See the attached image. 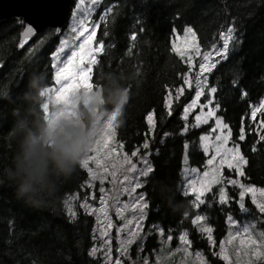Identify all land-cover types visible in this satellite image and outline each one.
Returning a JSON list of instances; mask_svg holds the SVG:
<instances>
[{"label":"trees","instance_id":"trees-1","mask_svg":"<svg viewBox=\"0 0 264 264\" xmlns=\"http://www.w3.org/2000/svg\"><path fill=\"white\" fill-rule=\"evenodd\" d=\"M76 5L77 0H73L72 8ZM86 12L96 31L94 47L103 44V52L96 54L97 63L92 66L93 89L100 87L107 74L125 73L130 68L138 72V83L130 86L128 103L118 113L116 137L127 155L137 149L138 156L147 155L154 170L138 189L147 201L145 239L142 247H132L123 264H133L134 260L135 264H163L157 257L163 244L161 237L171 236L169 244L178 247L183 232L189 237L190 248L203 253L209 264H227L213 253H219L220 242L227 235L228 217L256 222L264 231V213L247 194L243 201L246 211L242 210L237 186H213L199 207L183 192L185 168L204 170L208 165L209 156L202 149L200 137L213 134L216 125L211 118L207 124L191 125L187 132L182 131L188 122L183 107L191 101L189 91L193 98L194 90H186L179 101L173 99L172 114H168L165 99L169 91L176 94L177 88L185 87L180 77L188 73L185 62L172 52L173 36L191 27L203 53L211 50L212 44L222 47L219 34L228 26L236 29L226 57L208 74V83L217 88L210 96L214 106L219 105L217 115L231 129L230 143L238 144L247 160L244 177L227 168L223 173L226 178L264 189V141L260 140L264 136V111L257 112L255 119L251 117L252 109L264 101V0H99L97 7ZM102 15L104 20L100 19ZM71 29L70 24L47 27L20 49L21 19L0 22V264H107L103 256L89 254L95 243V215L81 205L92 192L95 196L91 202L98 204L101 185L97 182L93 189L87 185L90 176L86 169L79 164L61 183L56 200L40 208L17 199L4 174L16 141L14 114L22 107L21 96L29 77L41 72L48 88L56 85L52 53L58 51ZM83 107L81 101L79 108ZM100 109L114 108L106 104ZM40 111L44 116L43 108ZM153 111L156 127L149 132L146 116ZM241 128L244 141L239 140ZM145 141L149 143L147 150L143 149ZM221 186L227 191V204L220 203ZM73 196L79 197L75 216L66 206ZM173 200L187 204L188 209L173 211ZM197 215L205 217L212 227L214 245L209 244L199 224L192 223Z\"/></svg>","mask_w":264,"mask_h":264},{"label":"snow or ice","instance_id":"snow-or-ice-1","mask_svg":"<svg viewBox=\"0 0 264 264\" xmlns=\"http://www.w3.org/2000/svg\"><path fill=\"white\" fill-rule=\"evenodd\" d=\"M97 0H93V4H95ZM83 3V0H81V4ZM80 7V4L77 5V8ZM107 11H111V9H108ZM73 15L75 16L76 13L74 12ZM101 20L105 19V16L100 17ZM33 29L31 27H28L26 29L25 35L28 33H31ZM73 33L77 35V43L78 47L76 50L71 51L70 55H67L66 61L63 62V65L58 68V70L55 72V83L58 85L57 88H49L48 91L51 93L52 102L58 106L57 109L51 113H49V105L45 104L43 105V111L45 113L44 118L48 120L49 126L51 129H55V126L57 122L61 119H75L78 116V106L75 101V98L78 96L83 97L84 104H90V101L95 100V97L93 95V85L91 83V74L93 71L92 66L97 63L96 54L103 52V44L101 43L99 46L93 47L94 44V38L96 35L95 27H91V29L87 26V23L85 20H79L78 26L76 28L72 29ZM185 36L191 37L190 41L188 39L185 40V47L181 48L176 46L175 44L172 45V52L179 56L181 60L185 62V64L188 66V72H193V68L195 65L193 64V57L191 55H187V52L191 50L195 53L196 56L201 57V62L199 63V72L194 73L195 77V84L193 87V82L188 78L187 73H184L181 75L180 79L182 80L183 84L187 86V89L185 87H179L177 88L176 95L174 99L176 101H179L184 95L186 90H194L195 91V97H191V91H189V98L191 102L183 107V111L185 113L184 119L187 120V114L189 113L190 109H195L198 107H201L199 102L201 100V97L204 98V100L207 101V105H204L203 107H207V112L204 115L197 114L195 115V127H199L201 124H207L208 120L210 118L215 119V125L216 127L212 129L213 134H215V146H214V155L211 159L207 161V164L209 166H212L209 171L203 172V180L200 183V187H194L193 182L191 180L188 181L189 190L192 193H195V205L199 207L200 205L204 204V200L202 197L205 195V193L211 192L213 190V186L217 185H232L237 186L239 191V207L242 210H245L244 206V198L246 194H251L252 202L253 204H256L257 208L261 213H264V203H258L256 199V192L257 189L254 186L246 185L241 182L240 179H232V178H226L224 176L223 170L227 168L228 170L234 172L237 177H244L245 171H244V165L247 164V160L244 157V155L240 151V147L238 144L234 145L233 147H227L228 142L231 139V129L228 124L224 123L223 120L217 115V111L219 110V105H215V109L212 107H208L209 105L214 104V100L210 99L209 97L212 96L217 92V88L211 86L208 83V74H211L213 70L217 67V64L220 63L221 60H223L229 49L230 41H233L235 39L234 33L236 29L232 26H228L226 29V32H221L219 34V39L222 41V47H217L216 44H212L211 52L201 53L200 51V45L197 40V33L191 28L186 27L183 29ZM132 39H135V34H133ZM64 52V49H58L57 52L52 53L53 58V64L52 67L56 68L57 64L56 61L60 60V53ZM246 95V94H244ZM172 92L169 91L168 97L165 99V106L169 109V115H171V100H172ZM203 108H201V111ZM93 111L96 112V108H93ZM264 111V101H261L258 108H253L251 111V117L255 119L257 116V112ZM97 113V112H96ZM119 111L112 112L111 116L107 118V122L103 123V126H101V132L100 135L96 138L95 142L91 146V148L88 151V154L81 160L80 165L82 168L87 169L89 176L93 179H99L101 183L104 182L105 177L104 176H98V174L89 167L90 161H95L98 165L100 163L98 156L101 151V149H109V154L114 153L116 150L114 148H110V142L115 137V130H114V124L113 122L116 120V117L118 115ZM98 117V121L101 125V121ZM146 122L148 125L149 132H152L156 127V120H155V113L149 112L146 116ZM183 132H187L188 128L185 126V128L182 130ZM219 133V134H216ZM167 135V133H165ZM200 140L202 142L203 150L205 153L209 150V136L208 135H202L200 137ZM239 140L244 141L245 135L244 130L241 128L240 134H239ZM260 140L264 141V136L260 137ZM119 147L123 148V145L121 144ZM187 147V145H186ZM149 148V143L145 141L143 144V149L147 150ZM255 150V149H253ZM139 149L133 151L131 153L132 157H137L139 153ZM90 153H96V155H91ZM219 159V163L214 165V162ZM141 162L144 165L143 169H139L140 176L147 177L150 173H152L154 170L152 166L150 165L147 155L142 156L140 158ZM125 163L129 165L127 168L128 172H136L137 165L135 163H132L131 160L125 156ZM105 172L107 169L104 170ZM113 178H115V172L112 173ZM125 180H129V177L127 175L124 176ZM131 182V181H129ZM141 187L139 183H136L135 186L131 189V192H135L137 188ZM104 189L101 188V192H103ZM127 191V189L125 190ZM261 195L264 196V189L259 190ZM219 198L221 204H227L229 201V197L227 194V191L225 187L221 186L219 188ZM144 200V197L141 195L139 199L137 200V204H140V210H141V217L140 219H143V209L147 207L146 204H141L140 202ZM101 203L104 204L105 201L103 198H101ZM84 208H88L89 206L85 203L81 205ZM135 207V205H133ZM69 213L72 216H75L76 213L72 210L71 206L68 208ZM102 214L107 216V211L104 207H101L99 210ZM121 209H117V212L119 213ZM205 220V217L197 215L195 219L192 220V223L194 225H197L198 222ZM228 220L230 223L235 224L236 221L232 219L231 216L228 217ZM131 223V221H129ZM107 227L111 228L112 225L109 222ZM252 229H254L253 225L246 226L244 228L245 238L241 239L240 241V248L236 249L237 252V260H239V255L241 250H243L244 255L251 257H254L255 260H264V233H260L259 237L260 239L254 238L251 234ZM200 231L202 233L207 234V240L210 245H214L216 242L213 239L212 232L213 229L211 226L201 227ZM107 233L104 231H101V236L106 235ZM240 233H236V236H229V239L226 243L231 244L234 239H236L237 236H239ZM131 238L127 241L121 242V248L126 252L127 246L134 243L136 238L139 236L138 232H131L130 233ZM171 239V237H169ZM180 239L182 241H185L186 243H190L186 240V234L181 235ZM107 243V241H105ZM251 249V252H249L248 249ZM98 251L97 248H93L90 255H95V253ZM111 249H108V252L105 253L106 257L110 258ZM197 257L200 260V264H207V261L204 259L201 253L196 254ZM213 255H217L220 259L229 262L231 264L230 257L225 249V242H220V251L219 253H213ZM116 264H120V261L117 260ZM248 264H253L252 260L248 261Z\"/></svg>","mask_w":264,"mask_h":264},{"label":"rangeland","instance_id":"rangeland-1","mask_svg":"<svg viewBox=\"0 0 264 264\" xmlns=\"http://www.w3.org/2000/svg\"><path fill=\"white\" fill-rule=\"evenodd\" d=\"M99 0L95 4H93V0H83V3L81 4V0H77V5L80 4L79 10L83 11V15L80 12H75L76 15H73L70 19V27L76 28L78 26L79 20H85L87 23V26L91 29V25L89 24L90 17L88 13L86 12L87 9H93L97 7ZM72 29L70 31H67L65 33V36L63 37L62 45L59 49L63 48L64 52L60 53V60L56 61L57 67L56 71L59 67L63 65V62L66 61L67 55L71 54V51L76 50L78 47L77 43V35L73 33ZM188 39L190 41L191 37L185 36V33H176L175 36V45L181 48L185 47V40ZM94 47V44H93ZM187 55H191L193 57V64L195 67L193 68V72H188V78L192 80L193 86L195 84V77L194 73L199 72V63L201 62V59L199 60L198 64H196L198 56L195 55L194 52L189 50L187 52ZM201 58V57H200ZM58 85H55L52 88H57ZM50 88V87H49ZM95 88V87H94ZM185 88L187 86L185 85ZM96 89V90H95ZM93 89V95L99 91V88ZM174 95L172 93V97L174 98ZM195 97V92H194ZM172 98V99H173ZM202 98V97H201ZM210 99H212L210 97ZM172 101V100H171ZM83 102V100H82ZM84 103V102H83ZM91 105L95 106V101H90ZM201 107L190 109L189 113L187 114V120L192 114L195 112L196 109H198L197 114L204 115L207 112V107H203L204 105H207V101H201L199 102ZM188 105V104H187ZM57 105L54 103V101L49 105V113L55 111L57 109ZM208 107H213V105H209ZM79 108V105H78ZM97 115L99 116L101 123V126H103V123L107 122V118L111 116L112 112L118 111V110H110V111H99L98 106H95ZM201 108L203 110L201 111ZM215 109V108H214ZM185 116V113L183 114ZM211 119V118H210ZM208 120V122L210 121ZM224 123L223 118H221ZM114 124V130H115V137L110 142V148H114L116 151L114 153L109 154V149H101L98 159L100 161L99 165L95 161L89 162V167L92 168L98 176H104V182L101 183L99 179L93 180L91 177L89 181L87 182V185L90 188H95L96 183L99 182L101 185V188L104 189L103 192H101V195L98 196V204H93L91 202V199L94 198L95 194L92 192L90 194V199L83 201V204H87L89 207L86 208L89 213H92L95 215L96 223H95V229H94V236H95V243L93 248H97L98 251L95 253V256H103L105 258V261L107 264H116V261L119 260L120 264H123V259L127 255H131V249L134 245H138L139 247H142V244L145 239V235H143V228H144V222L147 214V210L145 207L143 209L142 215L143 219H140L141 217V210H140V204H137V200L142 195L144 197V200L141 201V204H146L147 202L145 200V195L138 191L139 188L136 189L135 192H131V189L135 186L136 183H139L142 185V181L144 179L143 176H140L139 169H143L144 165L141 162L140 158L142 156L132 157L125 153L124 148L119 147L121 145L120 142L116 140V120L113 122ZM195 116L192 117L191 120L187 122V127L194 125L195 126ZM202 125V124H201ZM216 127V126H215ZM214 127V128H215ZM219 134V133H216ZM208 135L209 140V150L206 154H208V160L212 158L214 155V146H215V134H204ZM230 142V141H229ZM228 142L227 147H233V144H230ZM203 149V146H202ZM91 155H96V153H90ZM125 156H127L132 163H135L137 165V171L132 173L128 172L127 168L129 165L125 163ZM150 165L151 161L148 159ZM219 163V159L214 162L215 166ZM212 166L207 165V167L204 170H201L197 167H187L184 170L183 173V179H184V185H183V192L185 194L191 195L195 201V193H192L189 190L188 181L191 180L193 182V186L199 188L201 181L203 178V172L209 171ZM107 169L105 172L104 170ZM115 172V178H113L112 173ZM127 175L129 177V180H125L124 176ZM131 181V182H129ZM255 187V186H254ZM256 192V199L258 203H264V196L261 195L260 191L261 188H257ZM127 189V191H125ZM250 195L251 194H247ZM101 198L105 201L104 204L101 203ZM79 200L78 196H73L67 200V209L69 206H71L72 210L74 211L75 202ZM252 200V197H251ZM135 205V207H133ZM256 205V204H255ZM104 207L107 211V216L99 212L98 210ZM257 207V206H256ZM117 209H121V211L118 213ZM131 221V223H129ZM236 221L235 224L230 223V227L228 229L226 237L222 240L225 242V249L230 257L231 264H248L249 260L253 261V264H262L264 263V260H255L254 257H251L250 255L245 256L243 250H241L239 255V260H237V252L236 249L240 248V241L241 239L245 238L244 228L249 225H253L254 229H252V236L254 238L260 239L259 234L264 233V231L261 229L258 223L256 222H244V221ZM111 223L112 227H107L108 223ZM200 227H206L208 224L205 220L198 222ZM101 231L106 232L107 234L104 236H101ZM131 232H138L139 236L136 238L134 243L127 246V251L125 252L121 248V242L127 241L131 238L130 233ZM240 233L239 236L236 237V239L233 240L231 244L226 243L229 239V236H236V233ZM161 233V232H160ZM171 236H162L163 244L159 250V253L157 255L158 261H160L163 264H200V260L197 257V253H201L199 250H193L190 248V243H186L185 241H182L180 239V244L178 247H172L169 242H171V239H169ZM181 237V235H180ZM186 240L190 242L189 238L186 237ZM107 241V243H105ZM111 249L110 258L106 257L105 253L108 252V249ZM249 252H251V249H248ZM204 259L207 261L205 255L201 253ZM135 261H133V264H135ZM227 264L229 262L225 261ZM207 264L209 262L207 261Z\"/></svg>","mask_w":264,"mask_h":264},{"label":"clouds","instance_id":"clouds-1","mask_svg":"<svg viewBox=\"0 0 264 264\" xmlns=\"http://www.w3.org/2000/svg\"><path fill=\"white\" fill-rule=\"evenodd\" d=\"M137 77L134 68L104 76L94 94L95 106L107 104L122 111L129 100L130 86L138 83ZM48 89L43 73L29 77L21 96L22 107L14 114L16 141L12 159L4 169L16 198L36 208L56 200L61 183L73 175L101 132L95 106L91 104L78 108L75 119H61L51 129L40 111L43 105L52 103ZM82 100V96L75 98L77 106ZM187 209V204L173 200V211Z\"/></svg>","mask_w":264,"mask_h":264},{"label":"water","instance_id":"water-1","mask_svg":"<svg viewBox=\"0 0 264 264\" xmlns=\"http://www.w3.org/2000/svg\"><path fill=\"white\" fill-rule=\"evenodd\" d=\"M73 0H0V22L20 18L18 47L24 48L47 27L64 28L70 20ZM33 31L25 35L26 29Z\"/></svg>","mask_w":264,"mask_h":264}]
</instances>
